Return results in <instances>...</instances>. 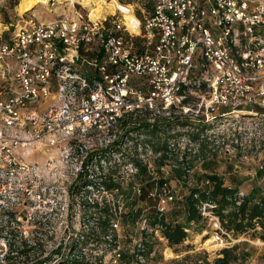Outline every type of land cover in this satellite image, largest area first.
Listing matches in <instances>:
<instances>
[{
    "label": "built area",
    "instance_id": "obj_1",
    "mask_svg": "<svg viewBox=\"0 0 264 264\" xmlns=\"http://www.w3.org/2000/svg\"><path fill=\"white\" fill-rule=\"evenodd\" d=\"M8 1L0 0V11L7 12ZM15 7L9 9L13 22L0 19L1 264L21 251L9 241L20 238L17 195L28 191V177L37 171L29 158L46 157L53 170L54 155L72 158L74 148L82 154L85 140L89 148L96 140L108 144L132 117L160 113L204 128L209 140L216 131L234 137L227 155L237 147L261 148L256 139L241 140L240 125L264 119V0H157L142 18L130 5L107 18L71 4L49 22L22 16ZM225 123L232 127H222ZM124 142L121 147L130 150ZM147 146L138 144L134 151L143 154ZM168 184L157 195L160 216L175 198ZM245 197L239 192V204ZM215 208L202 201L197 210L231 240L234 234L221 226ZM140 223L144 232L146 220ZM154 227L158 240L169 246L163 228ZM220 242L229 248L228 241ZM135 250V263L150 264L145 246L138 243Z\"/></svg>",
    "mask_w": 264,
    "mask_h": 264
},
{
    "label": "rangeland",
    "instance_id": "obj_2",
    "mask_svg": "<svg viewBox=\"0 0 264 264\" xmlns=\"http://www.w3.org/2000/svg\"><path fill=\"white\" fill-rule=\"evenodd\" d=\"M46 1L28 0L29 5L28 2L24 5L21 15L26 13L27 17L37 22H49L56 20L71 4L75 9L88 11L84 8L82 0L71 4L66 0H55L53 6L49 0ZM104 1L107 4L117 2L120 5H130L137 18L152 13L157 2V0ZM18 2L20 1L9 0L4 4L8 9L15 6L17 9ZM35 2L36 6L26 11V8ZM91 8H95L94 3H91ZM108 14L111 15V12L102 14V17H110ZM0 19L8 25L15 20V12L10 11L7 17V12L1 10ZM119 19L121 20L120 16ZM137 42L141 48L142 41ZM241 123V133H244L241 140L246 137L256 139L260 142V149L237 147L232 155H227L226 146L230 151L234 148V137L226 138V134H218L219 131H216V136L213 135L215 138L209 140L206 137L207 133L203 131L204 128L195 127L178 116L160 113L132 117L125 126V131L122 134L120 131L116 132L108 144L96 140L93 142L96 146L89 148L85 140L81 142L86 146L82 148V154L80 149L74 148L71 152L72 158L65 160V152H62V155H54L51 165L53 170L47 169L46 157L38 155L29 158L28 161L37 163V171L30 172L27 194L19 192L17 195L20 238L9 241V246L11 249L20 248L21 251L28 247L31 251L27 256L16 259L14 263L6 260V263L2 264H30L36 260L42 262L41 264H65L66 258L68 260L79 258L89 264H137L135 246H138V243L145 246L143 254L150 264L154 262L198 264L197 261H202L201 264H214L218 254L222 257V250L226 249L231 252L230 264H264V227L260 224V229H256L255 232L235 233L231 240H227L225 235L216 230L213 219L202 218L199 222L188 224L190 228L188 235L178 246L163 245L155 236L156 226H152L158 219L155 212L157 195L162 193L155 183L157 184L160 179L163 180V184L165 181L169 182L167 189L175 197L174 201L167 204L162 219L165 225L168 223L174 225L184 223L186 212L184 198L187 190L201 186L202 180L206 179L204 174H215L224 183L218 174L226 173L229 160L232 162L230 165L232 168L228 171L231 175L234 173L238 176V173L242 174L248 168L253 172L258 171L260 166L264 168V119ZM225 125L222 127H232V124ZM123 142L130 144V150L121 147ZM138 144L148 145L145 153L139 154V151H134V148L138 149ZM166 144L168 157L161 166L159 158ZM135 163L145 167V173L139 174L140 170L134 166ZM161 167L163 175L160 174ZM177 168L184 171L182 178L176 176L174 170ZM256 182L257 186H261L264 181ZM108 183L114 184L111 190L106 189L105 185ZM115 184L119 186V190L115 188L117 187ZM20 186L23 184H17V188L21 189ZM135 188H138L139 192ZM141 190L144 192L142 197ZM242 190L237 191L236 206L239 204V192ZM256 191H260L259 188L256 187L253 192ZM247 192L251 193L249 187ZM148 193L156 196H150ZM261 197L262 195L259 198ZM104 202L110 205L114 213L107 228V235L100 229V215L94 209L88 208L94 204L101 206ZM232 212L234 208L229 206L225 208L223 215ZM143 219L146 220L147 226L144 227V232L140 229L143 227L140 225ZM115 223L118 226L113 229L112 225ZM157 224L159 223L155 225ZM223 226L225 229V225ZM216 237H219L217 241ZM206 240L210 242L201 245ZM220 240H223L222 244L228 241L229 248H221ZM72 244H76L77 251L72 252ZM59 248L62 251L57 254ZM118 253L121 254L120 257L116 256ZM3 257L0 253V264Z\"/></svg>",
    "mask_w": 264,
    "mask_h": 264
},
{
    "label": "trees",
    "instance_id": "obj_3",
    "mask_svg": "<svg viewBox=\"0 0 264 264\" xmlns=\"http://www.w3.org/2000/svg\"><path fill=\"white\" fill-rule=\"evenodd\" d=\"M198 132V131H196ZM203 132V131H202ZM201 132V133H202ZM200 134V133H199ZM198 136V135H196ZM196 140L198 138H195ZM194 139V140H195ZM185 154V153H184ZM186 155V154H185ZM184 155V156H185ZM168 157V147L167 144L164 145L161 151V155L159 158V163L162 166L165 160ZM205 160V159H204ZM131 161V160H130ZM206 161H204L205 163ZM134 166L140 170L139 174L145 173L146 168L141 167L140 164L135 163ZM206 168L209 166L205 165ZM177 177L182 178L181 176L184 175V171L181 168H177L174 170ZM186 172V171H185ZM138 175V174H137ZM206 179L202 180L203 184L201 186H194L187 191V195L184 198V209H185V221L183 224H164L162 216L156 214L158 217L157 221L155 220L152 223L154 226L156 223H159L160 227L163 228V235L168 240V244L171 246H178L181 244L187 237V233L185 231V227L190 223L199 222L202 219L199 210H197L200 202L206 201L215 204V214L219 217L221 226L224 227L228 232H232L234 235L235 233H245L255 218H260V216L264 215V194L258 200V204L253 203L255 197L244 198L242 202L236 206V190L228 189L223 186V182L221 178L215 174L206 173L203 175ZM106 184V183H105ZM117 190H119V186L115 184ZM156 186L161 187L163 185V180L156 184ZM107 190H111L114 187V184L108 183L105 185ZM142 189V188H141ZM144 196L143 190L140 192V197ZM88 206V208H92L99 214V221H100V229L107 235V228L114 217V213H112V208L110 205L106 204L105 202L99 206L98 204H94ZM233 206L234 212L227 213V215H223L225 208ZM227 217V218H226ZM227 219V220H226ZM244 220L246 222H244ZM27 247V246H25ZM28 248V247H27ZM25 249L24 251H20L15 256L9 258V260L14 263L16 259H21V256H27L30 253L31 249ZM72 252L78 250L76 248V244L71 245ZM62 249H57V254H60ZM230 251L228 249L222 250V257H218V259L214 260V264H230ZM71 256V255H70ZM63 257V256H62ZM28 260V259H27ZM42 262L31 261L30 264H41ZM65 264H89L83 260L71 259L68 260L66 258Z\"/></svg>",
    "mask_w": 264,
    "mask_h": 264
},
{
    "label": "crops",
    "instance_id": "obj_4",
    "mask_svg": "<svg viewBox=\"0 0 264 264\" xmlns=\"http://www.w3.org/2000/svg\"><path fill=\"white\" fill-rule=\"evenodd\" d=\"M6 11H7V17H8V15L10 14V10L7 8V6H6ZM233 163H235V162H233ZM227 164L229 166H227L228 170L226 171V173L218 174L223 178V181H224L223 186L224 187H226L228 189L236 190V191H240L241 189H243L242 192H244L246 194L245 198L255 197L254 199H257L261 195L264 194V182H262L263 184L261 186H259V185L257 186L258 182H256V181H261V180L264 181V168L261 170L258 169V171H256V172H253L251 168H248L246 172H244L242 174L238 173V176H236V175H234V173L232 175L230 173H228V171L232 168L230 166L232 164V162L228 161ZM238 164H243V162H238ZM247 183H251V184L247 185ZM248 187H249L251 193L247 192ZM256 187L259 188L260 191H256V193H254L253 191H255ZM244 222H246V221L244 220ZM256 223H258L264 227V215L260 216V218H255L253 221H251V224H250L251 227H249L246 232H251V233L255 232L256 231V228H255Z\"/></svg>",
    "mask_w": 264,
    "mask_h": 264
},
{
    "label": "bare ground",
    "instance_id": "obj_5",
    "mask_svg": "<svg viewBox=\"0 0 264 264\" xmlns=\"http://www.w3.org/2000/svg\"><path fill=\"white\" fill-rule=\"evenodd\" d=\"M49 1H52V0H49ZM56 1H58V0H56ZM66 1H69V3L71 4V3L78 2L80 0H66ZM27 2H28V0H20L19 5L17 6V9H16L20 15L23 12V9H24L23 7ZM82 3L85 6V7L84 6L83 7L91 12V15H90L91 17L102 16V14H106L108 11H110L111 13H114V11H116L118 9L124 11V9L121 8V5L118 4L117 2L116 3L110 2L109 4H107L104 0H82ZM91 3H94L95 8H91ZM27 5H29V2L27 3ZM35 6H36V2L31 4L30 7H27L26 11L32 9ZM24 13H25V11H24ZM108 15H110V14H108ZM130 18L131 17H127L126 20H128ZM209 242H210V240H206L201 245H207Z\"/></svg>",
    "mask_w": 264,
    "mask_h": 264
}]
</instances>
